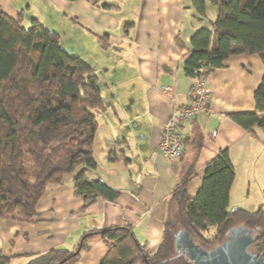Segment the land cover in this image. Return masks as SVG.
<instances>
[{
    "label": "crops",
    "instance_id": "0c3cea01",
    "mask_svg": "<svg viewBox=\"0 0 264 264\" xmlns=\"http://www.w3.org/2000/svg\"><path fill=\"white\" fill-rule=\"evenodd\" d=\"M192 2L0 0V11L20 16L25 27L36 19L58 33L68 53L90 56L85 61L98 76L106 107L97 114L96 166L86 175L119 191L115 202L99 200L84 208L83 199L74 195L76 172L46 184L31 220L16 223L0 217V249L7 264H26L31 256L54 248L73 249L82 233L111 226L129 225L152 252L161 239L171 192L192 167L187 189L194 195L204 165L224 149L235 170L229 208H239L233 200L240 197L242 168L251 175L254 163L264 167V129L255 126L250 133L228 114L254 110V91L264 75L258 55H230L206 77L213 112L182 121L179 158L158 150L164 120L189 101L194 78L184 73L182 63L190 38L201 28L210 30L217 16L209 0H204L203 15ZM200 134L203 146L198 149ZM249 205L251 211L256 207ZM105 251L104 240L94 236L72 264H96Z\"/></svg>",
    "mask_w": 264,
    "mask_h": 264
},
{
    "label": "trees",
    "instance_id": "16d2710c",
    "mask_svg": "<svg viewBox=\"0 0 264 264\" xmlns=\"http://www.w3.org/2000/svg\"><path fill=\"white\" fill-rule=\"evenodd\" d=\"M217 7L212 28H201L190 38L191 49L182 67L192 78L207 77L235 54H256L264 64V0H209ZM204 14V0H193ZM99 41L103 43L102 38ZM252 111L229 113L247 131L264 129V75L254 91ZM106 107L93 67L60 44L58 33L33 19L30 26L0 11V217L16 223L29 221L46 184L73 178L74 195L84 208L99 200L115 202L119 191L86 172L96 166L93 145L97 114ZM197 148L203 146V136ZM198 136V137H199ZM193 168L171 192L161 239L148 252L132 227L111 226L80 235L73 249L54 248L31 256L26 264H72L98 236L106 251L96 264H192L175 249L183 229L203 248L224 238L228 228L254 229L253 253L264 252V210L229 208L235 170L227 149L203 167L194 195L187 184ZM86 233H90L84 237ZM81 239V242L79 243ZM9 258L0 249V264Z\"/></svg>",
    "mask_w": 264,
    "mask_h": 264
},
{
    "label": "water",
    "instance_id": "95a60500",
    "mask_svg": "<svg viewBox=\"0 0 264 264\" xmlns=\"http://www.w3.org/2000/svg\"><path fill=\"white\" fill-rule=\"evenodd\" d=\"M254 229L244 225L227 229L220 243L203 248L185 230H179L174 239L175 249L184 254L192 264H264V252L250 250ZM90 233H86L84 237ZM81 242V239L79 243Z\"/></svg>",
    "mask_w": 264,
    "mask_h": 264
},
{
    "label": "built area",
    "instance_id": "2783aa9c",
    "mask_svg": "<svg viewBox=\"0 0 264 264\" xmlns=\"http://www.w3.org/2000/svg\"><path fill=\"white\" fill-rule=\"evenodd\" d=\"M162 89L169 91L166 86H163ZM212 112L207 78L205 76L196 77L190 88L188 103L182 107H175L164 120L158 150L170 158H179L184 147L180 131L182 121L196 115H209ZM212 134L215 135L216 132Z\"/></svg>",
    "mask_w": 264,
    "mask_h": 264
},
{
    "label": "rangeland",
    "instance_id": "374dc122",
    "mask_svg": "<svg viewBox=\"0 0 264 264\" xmlns=\"http://www.w3.org/2000/svg\"><path fill=\"white\" fill-rule=\"evenodd\" d=\"M86 54L84 52L80 56L86 60L90 57ZM248 173H250L249 169L242 168V175L240 176V186L242 189L239 194V199L233 200V204L248 210L249 204L252 203L256 206L254 210L260 206H263L261 208L264 210V167H261L259 162L254 163L251 175H248Z\"/></svg>",
    "mask_w": 264,
    "mask_h": 264
}]
</instances>
